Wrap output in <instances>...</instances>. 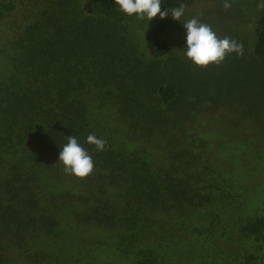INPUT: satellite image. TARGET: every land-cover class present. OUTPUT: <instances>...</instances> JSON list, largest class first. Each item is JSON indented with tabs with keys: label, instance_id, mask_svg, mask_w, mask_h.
<instances>
[{
	"label": "trees",
	"instance_id": "16d2710c",
	"mask_svg": "<svg viewBox=\"0 0 264 264\" xmlns=\"http://www.w3.org/2000/svg\"><path fill=\"white\" fill-rule=\"evenodd\" d=\"M229 2L0 0V264H264V9ZM192 17L244 45L238 70L185 56ZM73 135L86 179L59 161Z\"/></svg>",
	"mask_w": 264,
	"mask_h": 264
},
{
	"label": "clouds",
	"instance_id": "9594fccd",
	"mask_svg": "<svg viewBox=\"0 0 264 264\" xmlns=\"http://www.w3.org/2000/svg\"><path fill=\"white\" fill-rule=\"evenodd\" d=\"M119 9L128 16H136L140 20H153L159 16L165 19L171 14L174 20L181 21L185 16L186 5L181 3L178 7L169 10L162 8L161 0H115ZM232 7L229 0H224L223 8ZM258 8L264 9V0H260ZM186 29L185 56L196 66L206 68L211 65H219L231 55L243 56L244 45L230 37L220 38L213 28L196 17H192L182 23ZM87 143L94 145L98 151H103L107 141L97 138L95 134H89ZM59 161L64 165L67 175L78 179H86L95 169V162L89 152L79 143L73 135L67 137V143L63 145L59 153Z\"/></svg>",
	"mask_w": 264,
	"mask_h": 264
},
{
	"label": "rangeland",
	"instance_id": "374dc122",
	"mask_svg": "<svg viewBox=\"0 0 264 264\" xmlns=\"http://www.w3.org/2000/svg\"><path fill=\"white\" fill-rule=\"evenodd\" d=\"M201 14H198V16H200ZM141 23L144 25L149 23L148 21H141ZM6 29L8 30L9 28L6 27ZM238 58L235 56L233 57L232 54L229 55L225 61L223 63H221L220 65L223 66L224 64H228L230 66L227 67L226 71L229 73L230 71H236L238 70V67L241 65V63H237ZM227 73V74H228ZM224 132L226 133V131L224 130ZM227 134V133H226ZM216 147H222L221 143H217ZM225 148V147H222ZM252 153V152H251ZM253 154V153H252ZM253 156V155H252ZM252 156H249V158H245L241 164L236 165V169H240L241 167H246V172L251 180L252 185H249V188L252 189L253 186L257 187L258 183L261 180V170L260 167L258 166V164H256V161L253 160Z\"/></svg>",
	"mask_w": 264,
	"mask_h": 264
}]
</instances>
